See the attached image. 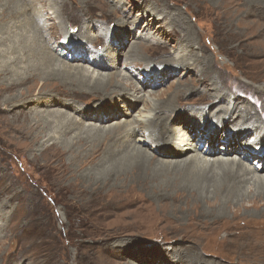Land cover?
Instances as JSON below:
<instances>
[{
    "label": "rangeland",
    "instance_id": "obj_1",
    "mask_svg": "<svg viewBox=\"0 0 264 264\" xmlns=\"http://www.w3.org/2000/svg\"><path fill=\"white\" fill-rule=\"evenodd\" d=\"M65 1L70 23L64 28L74 29L68 33L75 34L81 23L92 20L91 29L84 35L90 41L80 36L85 40L69 38L63 28L53 32L45 29L47 38L54 35L50 48L65 59L73 54V46L84 49L86 57L92 54L105 59L108 53L114 55L111 40L117 31H123L125 41L129 39L128 43L124 41V51L135 35L140 36L142 39L134 45L138 61L132 82L144 83L143 72L153 68L177 70L161 83L143 87V91L172 93L179 86L191 89L187 98L194 99L204 92L200 77L206 75L205 84L214 79L222 84L218 86L219 93L225 86L222 95L233 97L236 93L233 99L246 102L249 107L245 113L252 115L251 125L260 126L256 124L258 118H264V107L259 114V107L264 104L263 6L248 7L241 0H93V4ZM58 20L55 19L57 24ZM3 25L2 22L0 30ZM161 44L165 47L156 46ZM179 51L202 57L201 65H207L203 66L205 74L200 72V65L185 68L184 74L182 68L174 69L169 60ZM116 57L121 61L116 70L129 76L126 67H130L131 60H124L119 53ZM195 66L196 63L192 65ZM53 86L60 92H70L69 101L74 99L82 113L99 98L56 83ZM49 90L45 87L42 96V88L36 86L32 93L41 91V95L30 104L31 108L16 107L10 112L0 97V264H165L166 257L161 253L173 245H189L198 250L201 259L184 256V263L209 259L238 264L242 259L241 264H248V260L252 264L264 260V255L256 259L252 254L253 246L264 250V199L252 201L249 197L243 204H227L216 201L204 188L189 192L178 184L159 188L154 182H121L106 191L101 190L99 181L84 178L89 166L78 168L75 162L70 164L67 156L65 164L56 169V161L42 155V142L48 145L53 140L37 133L40 126L33 128L34 113L30 112L34 107L48 109L42 102L54 94ZM121 104L115 98L106 106L115 112L123 108ZM142 105L143 102L138 106ZM83 118L90 120L87 115ZM240 118L244 120L243 115ZM250 161L259 165L256 158ZM156 182L164 183V179ZM245 189L251 195L250 188Z\"/></svg>",
    "mask_w": 264,
    "mask_h": 264
},
{
    "label": "bare ground",
    "instance_id": "obj_2",
    "mask_svg": "<svg viewBox=\"0 0 264 264\" xmlns=\"http://www.w3.org/2000/svg\"><path fill=\"white\" fill-rule=\"evenodd\" d=\"M79 1L87 4L93 2ZM221 1L224 3V0ZM241 1L248 7H264V0ZM65 5V0H0V24L4 23L0 30V45L3 46L0 50V97L10 112L16 107L30 109V104L41 95V91L32 93L38 85L42 88V96L45 87H49V91H55L42 102L48 109L39 110L34 107L30 112L34 113L33 128L40 126L37 133H42V137L47 140H53L48 145L42 142V155L47 160H55L56 169L65 164L64 159L67 156L70 164L75 162L78 168L89 166L85 170L84 178L92 182L99 181L101 190L106 191L121 185V182H154L159 188L178 184L189 192L204 188V191L213 194L216 201H225L227 204H243L244 199L249 197L252 201L264 199L263 116L258 118L259 122L256 124L260 126H252V115L245 113V108L249 105L233 99L236 93H233V97L222 95L225 86L221 89L222 94L219 93L218 86L222 84L214 79L205 84L206 75L200 77L201 84L204 83V92L194 99L187 98L191 89L179 86L172 93V90L157 94L150 89L143 91V87H153L154 83L158 84L162 79L170 78L177 70L160 71L153 68L152 71L143 72L144 78L141 79L144 83L132 82L131 76L135 78L134 68L138 61V57H134V53H138L134 45L142 38L135 35L131 47L124 51L123 47L129 39L124 40L123 31L114 32L115 37L111 40L113 56L108 53L109 56L105 59L92 54L86 57L84 54L87 52L84 49L73 46V54L65 59L62 53L50 48L54 35H50L51 38L45 35L47 28L51 32L57 31L58 27L63 28V32H74L69 26L64 28L70 23ZM161 15L163 16V12ZM55 19H60L59 24ZM91 21L78 25L75 34L68 33L69 38L75 36L79 42L85 39L90 41L84 35L91 29ZM176 23L181 25L180 21ZM78 36L85 39H79ZM115 41L116 45L113 46ZM156 46L165 47L162 44ZM140 48L145 50L144 47ZM152 50L154 53L155 49ZM117 53L123 55L124 60L134 63L130 67L125 66L129 76L116 70V64L121 63L116 57ZM201 58L194 54L187 56L179 51L168 60L174 69L182 68V74L186 72L185 68L194 69L198 65L200 72L205 74V63L201 65ZM195 63L196 66L192 67ZM54 83L84 94H96L99 98L92 108L85 109L82 113L76 106L77 102L73 103L74 99L69 101L70 92H60L59 89L52 88ZM199 84L198 82L196 85ZM15 89L19 91L12 92ZM115 98L122 103L123 111L122 108L112 112L107 108L106 103ZM142 102V107H139ZM51 106L55 109L50 108ZM263 107L264 104L259 107V114H262ZM83 115H87L90 120L85 121ZM241 115L244 120L240 118ZM251 158H256L259 165L252 164ZM159 178H163L164 183L156 182ZM246 187L250 188L251 195L246 192ZM177 246L173 245L169 250L160 252L166 257L165 264H221L209 259L184 263V256L201 259L198 257L199 252L189 245ZM252 249L256 259L264 255V250L254 246ZM249 261L248 264H251ZM252 264H264V260L253 261Z\"/></svg>",
    "mask_w": 264,
    "mask_h": 264
}]
</instances>
